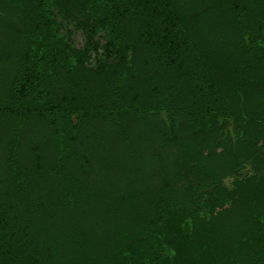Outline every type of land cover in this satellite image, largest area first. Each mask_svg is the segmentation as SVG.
Returning <instances> with one entry per match:
<instances>
[{
  "label": "trees",
  "instance_id": "obj_1",
  "mask_svg": "<svg viewBox=\"0 0 264 264\" xmlns=\"http://www.w3.org/2000/svg\"><path fill=\"white\" fill-rule=\"evenodd\" d=\"M4 6L0 264H61L58 256L73 264H203L193 263L197 246L210 252L207 264H264V0H0ZM5 32L21 46H7ZM254 90L261 95L252 110L244 96ZM172 110L180 119L171 126L189 132L173 134L183 161L168 165L146 166L137 147L117 168L95 151L106 133L87 132L117 112L132 114L134 138L143 132L148 141L151 117ZM247 163L253 172L241 175ZM154 172L167 178L143 189H155V203L168 201L162 211L156 204L161 214L151 213L145 190L135 200L131 188ZM33 173L47 190L24 217L11 200ZM30 190L20 203L30 202ZM62 191L75 198L60 199Z\"/></svg>",
  "mask_w": 264,
  "mask_h": 264
},
{
  "label": "rangeland",
  "instance_id": "obj_2",
  "mask_svg": "<svg viewBox=\"0 0 264 264\" xmlns=\"http://www.w3.org/2000/svg\"><path fill=\"white\" fill-rule=\"evenodd\" d=\"M62 9V8H61ZM59 8V11L61 10ZM5 12V6L0 7V13L4 14ZM18 12L14 11L12 13V16H17ZM63 22H68V20L66 19V16L63 19ZM2 33V32H1ZM5 41L6 39H8L9 43L7 46H11L13 49H16V47L21 46L22 41L19 39L15 38V35L12 36L10 38V36H8V34L5 32ZM81 38L77 37L76 34L73 37V41L78 44L80 42ZM3 41H4V35H3ZM6 47V46H5ZM9 66H11L9 64ZM2 66H0V84L1 81L3 80V77L1 78V74H2ZM259 78H261L259 76ZM262 79V78H261ZM4 81V80H3ZM261 82L257 81L256 85L258 86ZM261 95V91L260 90H254L251 92V94H246V96H244V102L248 105V108L251 107L252 110H254V104L256 102V105L258 106V104L260 103V97ZM249 110V109H248ZM179 112L178 111H170L169 114L167 113H160L156 116V119L153 120V117H151V121H155V123L153 124L152 127V137L148 140L146 138V136L144 135L143 132H141L138 136L135 137V125H138L137 123V119L131 115H126V114H122V113H115L113 117L106 119V120H99L98 123L95 122V124L90 128L87 132H91L92 135H99V133H103V135H106V138H102L100 137L99 140V144L96 146L95 151H97L98 155H101V157L105 158V160H108L109 162L111 161L115 167L119 168L122 165V160L124 159L125 156H130V154H128L131 150H137V147H139L140 149H145L144 150V155L141 154L143 157H145L147 159H145V162L147 164H149V166H153L156 161L160 162L159 160H164L165 161V165H168L167 162L169 161H183V156L180 154V150L178 148H176L175 145V139L172 138L174 133H177L178 135H186L188 134V130L185 129V126H183L182 128H184L183 130L178 129L176 127L171 126L172 122L175 123V125H178L180 116H179ZM115 124H112L110 122L115 121ZM116 131H115V130ZM239 131H237L238 133ZM104 135V136H105ZM260 139L264 138V134L262 133L260 135ZM183 137L181 136L179 138V141L181 142V139ZM125 139V140H124ZM125 141L127 142V145L129 146V149H124L125 148ZM154 141H158L157 143ZM155 143V144H154ZM123 144L124 147L121 145ZM155 145V148L154 146ZM161 151L163 153L161 157V159H159L160 157L157 156V152ZM31 152L36 154L35 149L32 147L31 148ZM1 157H5V146L2 147L1 149V153H0ZM136 154V153H135ZM132 155V154H131ZM185 162V161H184ZM29 163V167L33 168V164H35V162H33L32 160ZM161 163V162H160ZM148 164L146 166H148ZM149 168V167H148ZM163 168V167H162ZM161 168V169H162ZM3 172H5V170L3 169ZM163 170H161V174H163ZM252 173L253 172V167L251 166V164L247 163L244 164L240 167V173L241 175H245L247 173ZM155 174L149 178V180L145 179L144 177H142V183L140 184H132L131 188L134 189V187L136 186V189L133 190V193H135V200H137V197L139 195V192L142 191L144 192L145 189H143L144 187L147 186H155L157 187L158 184L155 183V181H157L158 178L160 179H164L167 177L164 176H160L159 173L154 172ZM171 173V172H169ZM235 177L234 176H227L225 178H223L224 184L227 186H232L233 181H234ZM1 180L4 182L2 184L3 186V190H5V188H8V186H10L9 183H6L4 180V177L1 176ZM159 180V179H158ZM129 184L130 181H128ZM26 184L27 187H22V189L20 190H16V194L17 196H14L15 200H11L13 203H16V205H18L17 210H19V214H21L24 217H27L30 214V207L32 202L36 201L38 197L44 195V192L47 190H43L42 187V181L39 178L38 175L36 174H32V182H27ZM125 186H127L126 184L122 185L123 188H126ZM147 186V187H148ZM32 187V190H30V194H29V198H30V202H25L24 203H20L19 200L23 197H25L27 195L28 189ZM129 190V188H128ZM155 189L152 191L151 188L149 187V190H145V195L147 197V202L146 204L148 205L149 209L151 210V213H158L161 214L160 212L163 210V206L164 205H168V201L166 203L163 204V202L165 201L164 199L161 198H157L156 199V203H155V197L153 196ZM70 193V192H69ZM76 193L72 192L70 194H64V191L61 192L60 194V199H62V197L67 198L68 202H70L71 198H75L73 197ZM180 198H178V200H181V196L179 195ZM171 199V197H170ZM184 198H182V200H184ZM158 201H160V204L157 203ZM162 206L161 211L159 212V210L157 209L158 207L156 206ZM157 207V208H156ZM157 216H160L158 215ZM207 249V248H205ZM205 249H203L202 247L197 246V249L195 250V253L192 255L193 256V263H197L199 261H201L203 264H207V258H209L210 256V252L209 251H205ZM172 253V252H171ZM170 255L172 256L173 253ZM58 258L60 259V263L61 264H73V262L68 261V260H64L61 259L60 256H58Z\"/></svg>",
  "mask_w": 264,
  "mask_h": 264
}]
</instances>
